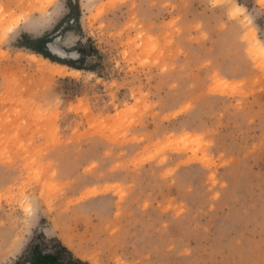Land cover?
Returning a JSON list of instances; mask_svg holds the SVG:
<instances>
[{"label":"rangeland","instance_id":"374dc122","mask_svg":"<svg viewBox=\"0 0 264 264\" xmlns=\"http://www.w3.org/2000/svg\"><path fill=\"white\" fill-rule=\"evenodd\" d=\"M25 34L94 71L47 74ZM39 235L89 264H264V0H0V264Z\"/></svg>","mask_w":264,"mask_h":264},{"label":"trees","instance_id":"16d2710c","mask_svg":"<svg viewBox=\"0 0 264 264\" xmlns=\"http://www.w3.org/2000/svg\"><path fill=\"white\" fill-rule=\"evenodd\" d=\"M69 7L72 11L76 10V6H72L69 2ZM73 16V14H71ZM52 43V38L49 35L41 37H31L27 34L23 35L18 47L30 51L31 53L42 56L44 59L52 63H57L67 66L72 70L78 71H94V66H85L86 56L88 55L85 49H75L74 52L79 58L74 60H63L51 54L48 45ZM16 264H89L81 259L75 258L73 254L62 245L58 240L47 239L44 235L35 237L29 247L23 253V256Z\"/></svg>","mask_w":264,"mask_h":264},{"label":"bare ground","instance_id":"6f19581e","mask_svg":"<svg viewBox=\"0 0 264 264\" xmlns=\"http://www.w3.org/2000/svg\"><path fill=\"white\" fill-rule=\"evenodd\" d=\"M237 7H238V9L242 8L239 5H237ZM252 38L254 40L253 41L254 45L255 46H259V43H258V41H257V39L255 37V34L253 32H252ZM40 60L42 61L43 65L46 67V73L49 74V75H62L67 70V67L59 65V64L52 63L49 60L44 59L43 57H40ZM72 73H78V71L72 70ZM97 192H98V190H94V191L89 192L88 194H96Z\"/></svg>","mask_w":264,"mask_h":264},{"label":"snow or ice","instance_id":"6c2138e0","mask_svg":"<svg viewBox=\"0 0 264 264\" xmlns=\"http://www.w3.org/2000/svg\"><path fill=\"white\" fill-rule=\"evenodd\" d=\"M28 211H30V209Z\"/></svg>","mask_w":264,"mask_h":264}]
</instances>
